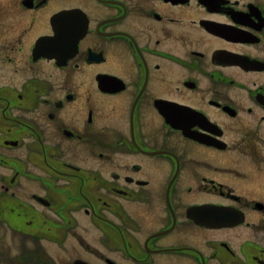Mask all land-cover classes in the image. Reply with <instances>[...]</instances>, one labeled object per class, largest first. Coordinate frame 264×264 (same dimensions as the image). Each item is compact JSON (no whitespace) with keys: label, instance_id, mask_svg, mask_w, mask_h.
<instances>
[{"label":"flooded vegetation","instance_id":"1","mask_svg":"<svg viewBox=\"0 0 264 264\" xmlns=\"http://www.w3.org/2000/svg\"><path fill=\"white\" fill-rule=\"evenodd\" d=\"M0 264H264V0H0Z\"/></svg>","mask_w":264,"mask_h":264}]
</instances>
